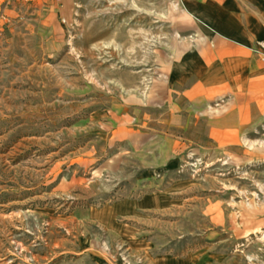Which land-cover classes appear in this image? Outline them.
I'll use <instances>...</instances> for the list:
<instances>
[{
	"label": "rangeland",
	"instance_id": "1",
	"mask_svg": "<svg viewBox=\"0 0 264 264\" xmlns=\"http://www.w3.org/2000/svg\"><path fill=\"white\" fill-rule=\"evenodd\" d=\"M175 10L174 0H0V264H149L217 242L231 264H264V117L217 143L170 126L152 102L167 88ZM256 50L264 56V41ZM234 104L216 96L194 114L220 119ZM128 131L178 160L155 176L161 208L113 219L109 206L148 194L131 191L135 161L114 159Z\"/></svg>",
	"mask_w": 264,
	"mask_h": 264
},
{
	"label": "crops",
	"instance_id": "2",
	"mask_svg": "<svg viewBox=\"0 0 264 264\" xmlns=\"http://www.w3.org/2000/svg\"><path fill=\"white\" fill-rule=\"evenodd\" d=\"M174 1L176 10L170 21L175 52L168 69L167 88L152 94V102L166 107L170 126L181 127L180 122L184 121L185 128L199 127L208 137H215L217 143L230 142V137L235 141L237 135L251 132L258 118L264 117V104L256 103V96L264 97V56L256 50L259 42L264 41V21L258 19L263 14L259 12L264 10L258 3L263 0ZM225 95L235 96V104L226 116L209 121L194 114L197 105ZM128 134L127 150L113 156L115 159L118 155L122 165L124 159L135 161L126 173L133 177L131 191L148 194L129 196L109 206L103 212L113 219L134 220L161 208L163 189H159L161 180L155 176L169 172L178 160L152 147L154 138L143 139L133 131ZM124 186L125 183L121 185ZM218 243L181 256L156 255L149 264H231L233 258L221 254Z\"/></svg>",
	"mask_w": 264,
	"mask_h": 264
},
{
	"label": "bare ground",
	"instance_id": "3",
	"mask_svg": "<svg viewBox=\"0 0 264 264\" xmlns=\"http://www.w3.org/2000/svg\"><path fill=\"white\" fill-rule=\"evenodd\" d=\"M127 260V259H126ZM129 261V260H128Z\"/></svg>",
	"mask_w": 264,
	"mask_h": 264
}]
</instances>
